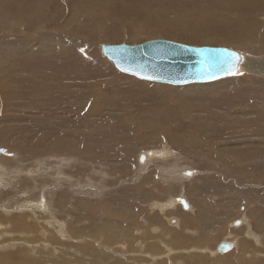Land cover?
Returning <instances> with one entry per match:
<instances>
[{"label":"rangeland","instance_id":"374dc122","mask_svg":"<svg viewBox=\"0 0 264 264\" xmlns=\"http://www.w3.org/2000/svg\"><path fill=\"white\" fill-rule=\"evenodd\" d=\"M60 1L61 5L55 1L46 8L36 6L28 11H20L16 5L7 17L14 21L16 32L11 33L10 23L4 20L7 18L0 16V42L7 41L0 44V148L4 151L0 153V188L4 190L0 189V259L7 256L18 264L27 256L22 249L28 247L29 251L35 247L32 250L40 259L38 242L44 238L42 242L48 241L54 248L60 246L56 239L65 245L66 250L57 253L64 259L59 256L57 264H218L217 260L227 253H218L216 247L227 240L235 244L228 257L238 258L224 264H264V178H260L264 176V141L262 146L259 140L247 141L264 137L259 132L264 125V68L261 71L251 60L242 76L176 86L123 73L101 53L102 45H138L155 39L229 47L204 37L209 32L219 34L220 26L238 34V28L230 24L239 17L236 2L218 5L220 9L212 7L216 12H210L203 6L207 3L200 0H78L80 10L74 11L70 0ZM5 2L0 0V9L7 12ZM259 16L264 21V14ZM138 21L144 32L134 26ZM33 27H39L40 32L33 34ZM24 35L41 38L42 45L33 49ZM55 46L52 58L29 53V61L22 63L10 53L17 49L50 53ZM230 48L264 59L254 49ZM69 72L75 74L77 87L96 86L111 96L110 90L101 86L110 83L115 89L127 90L121 92L126 98L123 96L116 106L84 113L81 104L59 92L58 106L50 101L42 106L50 115L42 117L26 110L24 102L39 98L34 95L38 91L36 83L56 74L60 77L56 85L69 84ZM47 87L50 89L51 84ZM162 89H167L175 102L182 98L194 107L167 105L162 121L154 125L150 115L155 108L149 98H162ZM25 91L26 100H19L16 96ZM101 97H95L92 105L102 103ZM239 99L251 106L248 122L230 125L228 131L224 128L225 133L212 132L213 138L205 139L199 131L205 121L212 124V131L227 125L219 122L225 117L215 118L211 113L242 114L240 108L225 111ZM209 106L212 110L206 117ZM188 129L190 133L185 135ZM201 131L207 134L205 129ZM219 135L221 141L213 140ZM227 135L239 139L229 141ZM42 136L59 141L63 136L66 149L73 154L47 151L46 146H40ZM77 139L84 148L79 152L87 154L77 153ZM141 154H146L145 164L140 162ZM31 174H35V181H30ZM28 184L31 188L27 189ZM179 197L188 201V209L183 208ZM109 210L110 224L105 219ZM237 220L242 224L235 227ZM48 222H54V227ZM107 247L114 248L113 252ZM67 257L72 261H65Z\"/></svg>","mask_w":264,"mask_h":264},{"label":"bare ground","instance_id":"6f19581e","mask_svg":"<svg viewBox=\"0 0 264 264\" xmlns=\"http://www.w3.org/2000/svg\"><path fill=\"white\" fill-rule=\"evenodd\" d=\"M57 2V4L58 5H61L62 4V1H60V0H6V2L5 3H7V12H4V11H2L1 9H0V16L1 17H4V18H7V17H9V15H11L14 11H15V9H16V5L18 6V8H19V10L20 11H28V10H31L33 7H36V6H45V8L47 7V6H50V5H52V4H54V2ZM200 1H203V2H206L207 3V5H203L204 7H206V8H209V11L210 12H212V11H215V10H212V7H217V8H219L218 7V5H222V4H225V3H229V2H231V1H235L236 2V9L239 11V17H238V20H234V21H230V24L232 25V26H236L237 28H238V34L235 32V31H233V30H229V29H225L223 26H220L219 28H218V30L220 31V33L219 34H217V35H215L213 32H209L208 33V37H204V39H206V40H209V41H212V42H217L218 44L220 43V44H223V45H230V46H236V47H239V48H247L248 50H253L254 49V51H255V53L256 54H263L264 55V21L260 18V19H258V17H260L259 16V14H264V0H200ZM78 3H79V1L78 0H70L69 1V6L73 9V11L74 10H80V8H78ZM210 3H212L211 5H210ZM221 8V7H220ZM219 8V9H220ZM216 12V11H215ZM56 18V17H55ZM221 21H222V17L220 16V18H219ZM4 20H6L7 22H9L10 24L9 25H11L10 27H8L9 29H10V31H11V33H12V31H14V32H16V28H15V23H14V21L12 20V19H10V18H7V19H4ZM136 21V20H135ZM133 24V23H132ZM6 25H8V24H6ZM137 29H139V30H141L142 32H144V27H143V24L141 25L140 23H139V21L138 22H136L135 23V25H134ZM33 28H35V30L33 31L34 33L33 34H35V32H37V33H39L40 31H38V28L39 27H33ZM101 28V27H100ZM30 30H31V28H30ZM56 32L54 31V34H55ZM27 34V33H26ZM41 34V33H40ZM39 34V35H40ZM229 34H235L236 36H231V35H229ZM37 35V34H36ZM49 36H52V34H48ZM56 35H57V33H56ZM24 36H26V35H24ZM33 36V35H32ZM31 35H27L26 37H25V39H29L30 41H31V43L28 45V46H31L32 48L33 47H35V46H38V44H41V42H42V40H41V38H40V40H39V38H36L35 36L34 37H32ZM38 37V36H37ZM65 39V38H64ZM5 40V39H4ZM67 40V39H66ZM7 41H1L0 42V44H3V43H6ZM35 45V46H34ZM42 45V44H41ZM57 46V45H56ZM55 46V49H54V51L52 52V50H51V52L50 53H48L47 51H45L44 49H38L37 51H35V50H26V49H21V50H19V49H17V50H11V57L15 60V61H18V62H23L24 60H27V61H29V53L30 54H32V55H34V56H38L39 58L41 57V56H43V55H45V54H49V58H52L53 57V55H51V53H54L56 50H57V47ZM222 46V45H221ZM230 46H229V48H230ZM49 47V46H48ZM51 47V46H50ZM50 47L48 48V49H50ZM227 47V46H226ZM42 48V47H41ZM46 48V47H45ZM34 49V48H33ZM47 49V50H48ZM49 51V50H48ZM9 53V54H10ZM1 54V53H0ZM8 54V55H9ZM2 55V54H1ZM257 60H258V57L259 56H254ZM263 59V58H262ZM253 60L254 61V63H255V65L257 66V68L258 69H260L261 71H263L262 69L264 68V60L262 61V60ZM248 62H251V60L250 61H247V62H245L244 64H243V66H242V70H240L239 72H236V73H234L233 75H235V76H240L241 75V73H244V72H248L247 71V63ZM29 63V62H28ZM37 63V62H36ZM36 65V64H35ZM42 65V64H41ZM38 66V65H37ZM40 66V65H39ZM67 67V66H66ZM57 72V71H56ZM66 72V71H65ZM264 72V71H263ZM46 73V72H45ZM44 72L42 73V74H45ZM71 73V74H70ZM48 74V73H47ZM61 74V73H60ZM69 76H68V80L70 81V83L69 84H63V83H60V84H58V85H56L55 84V82L56 81H58L59 79H60V77L58 76V75H56V74H54V76H52L49 80L47 79V80H44V81H39L38 80V82H40L39 84L38 83H36L37 84V86H38V91L34 94V95H37L39 98H33L34 100H32V101H30V102H24V104H27L28 106H26L25 108H26V110L27 111H29V112H32V113H38V114H40L42 117H45V116H47V114L49 113L48 111H43V109H42V106L43 105H46L47 103H49V101L52 103V104H54V105H56V106H58L59 105V100H58V96L59 95H61V94H58L59 92L60 93H63V95H67V96H71V98H72V101L73 102H75V104H81V106H82V109H83V111H84V113H94L95 111H96V109H99L100 107H113V106H116L115 105V103L116 102H119V101H121V100H123V96L124 95H122L121 94V92L122 91H124V93H127V90H122V89H115L110 83H104V84H102L101 86H103L102 88H104V89H109L110 90V92L112 93V95L111 96H109V94H107L106 92H103V91H101V90H97L96 89V86H91V85H85V86H83V87H77V86H75L74 84V81H75V74H73V72H69ZM46 75V74H45ZM64 75H65V73H64ZM242 76V75H241ZM38 77V76H37ZM46 77V76H45ZM236 79H239V78H236ZM235 79V80H236ZM245 79V78H244ZM36 80V79H35ZM27 81V80H26ZM35 82H37V81H35ZM241 82V81H240ZM252 82V81H251ZM32 83V82H31ZM34 83V82H33ZM49 84H51V88L49 89L47 86L49 85ZM81 84V83H80ZM84 85V84H83ZM245 85V84H244ZM253 85H254V83H253ZM119 85H117V87H118ZM28 88H29V86H28ZM75 88H84L85 89V91L84 92H82V93H80V92H77V91H74V89ZM88 88H90V89H88ZM160 88H162V87H160ZM29 89H32V88H29ZM34 89V88H33ZM76 90V89H75ZM167 89H162V91L160 92L161 93V96H162V98L160 97V99H158L157 97L158 96H150V101H151V103H152V105L154 106V108H155V112H153L150 116H152V119H151V121H153V123H154V125H156L157 123H159V122H161L162 121V115L164 114L163 113V111H164V109H165V107L167 106V105H170V106H173V105H179L180 107L182 106L183 108H185V104L188 106V107H194V106H192L191 104H189V102L187 103V102H185V101H182V98H181V100L180 101H178V102H175V100H174V98H172L170 95H168L167 93L168 92H165ZM34 91H35V89H34ZM164 91V92H163ZM129 93L132 95V94H134V91H129ZM230 94V93H229ZM32 96H33V94H31ZM219 95H221V94H219ZM218 95V96H219ZM222 95H224L225 96V94H222ZM27 96V91H25V92H21L20 94H18L16 97L19 99V100H21V101H25L24 100V98ZM29 96V95H28ZM101 96H103L104 97V100H103V102L102 103H100V102H94V104L92 105V103L91 102H93V100H97V99H95V97L96 98H99V97H101ZM148 96V95H147ZM102 98V97H101ZM126 97L124 96V99H125ZM260 98H262V97H260ZM23 99V100H22ZM180 99V98H179ZM233 99V98H232ZM28 100V99H27ZM31 100V99H30ZM101 100V99H100ZM230 100V99H229ZM33 103V105L31 106V105H29V103ZM232 102V101H231ZM234 102V101H233ZM247 102V101H246ZM245 101H243L242 99H239V101H235V105L232 107V108H228V109H225V111H227V110H231V109H234V108H240V113H242V114H238V115H232V114H227V116H224V115H222V114H220L219 112H218V114L217 113H211V115H213L215 118L216 117H218V116H223V117H225V118H222V117H220V119H222V120H219V122L220 121H223V123H226L227 125H223L222 127H220V128H217L215 131H212L213 129H214V127L212 126V124L211 123H209V122H204L203 123V125L200 127L201 129H205L206 131H207V134H209V135H207L205 132H203V131H201V129H199V131L202 133V135H203V137H205V139H208V137L207 136H211V138H213V136H214V134L217 132H222V133H225L226 131V127H228V126H230V125H233V124H239V123H245V122H248V119L246 118V115H248V111L250 110V108H251V106H249V105H247V103H246ZM259 105V104H258ZM261 105H264V104H261ZM170 106H168V107H170ZM180 107H177V109L179 110V112H182V109L180 108ZM256 107V106H255ZM256 109V108H255ZM57 110L58 111H61V108H57ZM169 110V109H168ZM171 110V109H170ZM175 110V109H174ZM177 110V111H178ZM211 110H212V108H211V106H209L208 107V109L205 111L206 112V114H207V116L206 117H209L210 116V114H209V112H211ZM261 110H262V108H261ZM184 111H186V110H183V113H184ZM223 111V110H222ZM224 112V111H223ZM183 113H181V115L180 116H183ZM260 113H262V112H260ZM48 115H50V114H48ZM250 115H255L254 113H251L250 112ZM53 116H54V114H53ZM50 117V116H49ZM48 117V118H49ZM43 119H45V118H43ZM42 119V120H43ZM51 119V118H50ZM207 120L209 119V118H206ZM32 121H33V119H31ZM47 120V119H46ZM44 121V120H43ZM261 121L264 123V115H262V118H261ZM260 121V122H261ZM39 122H41V123H44V122H42L41 120H39ZM49 122V121H48ZM47 123V122H46ZM47 124H49V123H47ZM45 126V125H44ZM41 128H42V125H41ZM44 128H46V126L44 127ZM224 128H226V129H224ZM67 129V128H66ZM224 129V130H223ZM51 130V129H50ZM55 130V129H54ZM39 131V130H38ZM42 131V130H41ZM48 131V130H47ZM52 131V130H51ZM63 131H65V130H63ZM227 131H228V129H227ZM212 132L214 133V134H212ZM259 132H261V133H263L264 134V125H263V131H259ZM181 133V132H180ZM182 133H184V132H182ZM188 133H190V129H188V130H186V133H184L185 135H187ZM58 134V133H57ZM60 134V133H59ZM45 135V134H44ZM47 135V134H46ZM45 135V136H46ZM43 137L42 136V139L40 140V142H41V145L40 146H46L47 147V151H58V150H60V151H66L67 149H66V145H67V143H64L63 142V136H59V138H60V141H61V143H60V141L58 140V138H56V139H54V137L52 136H49V137ZM228 136V135H227ZM252 137V136H251ZM53 138V139H52ZM177 138L178 137H174V139L178 142V140H177ZM215 139H218V140H222L223 138L219 135V136H215V138L213 139V140H215ZM228 139H229V141H232V140H238L239 139V137H237V138H230L229 136H228ZM253 139H255V140H259L258 142H260L261 143V145L260 146H262V140L264 141V137H262V138H259V137H256V138H248L247 139V141H251V140H253ZM76 141V143H75V146H79V148L77 149V153H79L80 155L82 154V155H85V154H87V152H82V153H80L79 151L81 150V149H84L83 148V146L81 145V143H80V141L77 139V140H75ZM50 142H52V143H50ZM234 142H237V141H234ZM64 143V144H63ZM181 143V142H180ZM247 144H248V142H246ZM38 144V143H37ZM246 144V145H247ZM120 145V143L119 144H117V146H119ZM184 146V145H183ZM37 148V147H36ZM38 149V148H37ZM44 150H46V148L44 149ZM43 150V151H44ZM92 150H95V148L94 149H92ZM123 150V149H122ZM206 150V149H205ZM209 150V149H208ZM96 151V150H95ZM210 151V150H209ZM208 151V152H209ZM59 152V151H58ZM67 153H70V154H73L70 150H67L66 151ZM41 153H42V151H41ZM54 153V152H53ZM57 153V152H56ZM204 153V152H203ZM49 154V153H48ZM153 154V153H152ZM151 154V155H152ZM146 155V154H145ZM149 156H150V153H149ZM41 158V157H40ZM147 158V157H146ZM43 159V158H42ZM52 161V160H51ZM50 161V162H51ZM37 162V161H36ZM143 163V162H142ZM146 162H144L143 164H145ZM37 165V164H36ZM224 167H226V165L224 166ZM263 168H264V166H263ZM31 172V171H30ZM29 172V173H30ZM37 172V171H36ZM43 172V171H42ZM0 173H3V172H0ZM11 173V172H10ZM40 173H41V170H40ZM6 174V173H5ZM17 174V173H16ZM19 174V173H18ZM17 174V175H18ZM22 174V173H21ZM25 174V173H24ZM42 174V173H41ZM10 176H11V174H9ZM16 175V177H17V180H18V176ZM26 175H30V174H26ZM32 175H35V174H31V178H29L30 179V181H35L34 179H33V177H32ZM38 173H37V175H35L36 176V179L37 178H39L38 177ZM35 176H34V178H35ZM1 177V176H0ZM4 177H6V175L4 176ZM3 177V178H4ZM9 177V176H8ZM7 177V178H8ZM13 177V176H12ZM25 178H26V176H24ZM29 177V176H28ZM41 177H42V175H41ZM137 177V176H136ZM185 177V176H184ZM9 178H11V177H9ZM13 178H15V177H13ZM12 178V179H13ZM260 178H264V176L263 177H260ZM26 179H28V178H26ZM32 179V180H31ZM45 179V178H44ZM1 180V179H0ZM16 180V179H15ZM15 180H13V181H15ZM16 180V181H17ZM38 180V179H37ZM174 180V179H173ZM183 180V179H182ZM7 181H8V179H7ZM12 181V182H13ZM19 181V180H18ZM49 181V180H48ZM175 181V180H174ZM1 182V181H0ZM5 183V182H4ZM9 183H10V181H9ZM19 184V183H18ZM6 185V184H5ZM12 186V185H11ZM10 186V187H11ZM29 186V184L27 185V189L28 188H31V187H28ZM0 187H2V186H0ZM3 187H4V185H3ZM7 187L8 188H10L8 185H7ZM26 187V186H25ZM6 187H4V189H5ZM13 188V187H12ZM11 188V189H12ZM39 188V187H38ZM1 189V188H0ZM2 190V189H1ZM0 190V191H1ZM10 190V189H9ZM9 190H8V194H9ZM147 190V189H146ZM3 192H4V190H2ZM1 191V192H2ZM0 192V193H1ZM7 193V192H6ZM5 193V194H6ZM27 193V192H26ZM3 194V193H2ZM4 194V195H5ZM15 194V193H14ZM13 194V195H14ZM3 196V195H2ZM1 196V197H2ZM9 196V195H8ZM12 195H10V197H11ZM24 197H25V195H23ZM5 197V196H4ZM20 197H21V195H20ZM27 197V196H26ZM25 197V198H26ZM9 198V197H8ZM8 198H4L5 200L7 199V200H9ZM12 198V197H11ZM3 199V198H2ZM1 199V200H2ZM3 199V200H4ZM15 199V198H14ZM10 201V203H11V201L12 200H9ZM14 201V200H13ZM13 201H12V203H13ZM36 202V201H35ZM2 203V202H1ZM1 203H0V205H1ZM5 203V202H4ZM9 203V204H10ZM6 204V203H5ZM5 204L4 205H2V206H4L5 207ZM9 204H7V205H9ZM10 205H12V204H10ZM22 206H24L25 207V209H27V210H29L28 209V207L26 206V205H22ZM37 206V205H36ZM3 207V208H4ZM7 207V206H6ZM8 208V207H7ZM9 208H11V207H9ZM38 208V207H37ZM168 208H169V206H168ZM30 209H32L31 207H30ZM162 209V208H161ZM5 210H7V209H5ZM13 210V209H12ZM29 211H31V210H29ZM35 211V210H34ZM44 211V213H48V211L47 210H43ZM6 212V211H5ZM8 212V211H7ZM3 213H4V211H3ZM35 213V212H34ZM50 213V212H49ZM48 213V214H49ZM47 214V215H48ZM11 215H12V213H11ZM50 215H51V213H50ZM35 216H37V215H35ZM51 217V216H50ZM54 217V216H53ZM53 219V218H52ZM175 220V219H174ZM52 221V220H51ZM57 221V220H56ZM176 221V220H175ZM37 222H39V221H37ZM171 223H173L172 221H171ZM235 223V222H234ZM40 224H42V223H40ZM39 224V225H40ZM48 224H49V222H48ZM53 224H54V222H53ZM52 224V225H53ZM55 224H56V222H55ZM60 224V223H59ZM103 224V223H102ZM241 224H242V221H241ZM50 225V224H49ZM52 225H50V226H52ZM57 225H58V222H57ZM105 225V224H104ZM234 225V224H233ZM1 226V225H0ZM38 226V225H37ZM40 226H42V225H40ZM235 226V225H234ZM240 226V225H239ZM39 227V226H38ZM53 227H54V225H53ZM53 227H51L52 229H53ZM104 227V226H103ZM235 227H237V226H235ZM35 228H37V227H35ZM40 228V227H39ZM105 228V227H104ZM34 229V228H33ZM5 230V229H4ZM35 230V229H34ZM111 230V229H110ZM129 230H131V229H129ZM64 231V230H63ZM117 231V230H116ZM126 230H124V232H125ZM4 232H6V231H4ZM30 232V231H29ZM54 232V231H53ZM57 232H59L58 230H57ZM123 232V233H124ZM60 233H62L61 231H60ZM134 233V232H133ZM27 235H28V232L26 233ZM31 235H32V233H30ZM37 234V233H36ZM129 234V233H128ZM131 234V233H130ZM137 234V233H136ZM119 235V234H118ZM122 235V234H121ZM29 236V235H28ZM58 236V235H57ZM71 236V235H70ZM84 236V235H83ZM111 236H113V238H114V236L115 235H111ZM132 237V236H131ZM54 238V237H53ZM32 239V238H31ZM43 239L44 238H42V241H43ZM62 239V238H61ZM118 239V238H117ZM45 240V239H44ZM47 240V239H46ZM63 240V239H62ZM68 240V239H67ZM126 240H128V238L126 239ZM40 241H41V238H40ZM38 242V243H40L38 246H39V248H41L42 250L41 251H39L38 252V254L41 256V258L40 259H38L37 257H36V254H37V252H35L34 250V248L35 247H31L32 249H34V250H32L31 249V251H34V253L35 254H31V251H29L28 249H30L29 247L28 248H26V249H22V250H24L26 253H27V256L23 259V260H21L22 262H20L19 261V263L18 264H57L58 263V261H57V258L60 256V259L62 258V259H64L63 258V255H62V253H59V255L57 256V253L58 252H60V251H65L64 250V248H65V245H63V243H61L58 239H56V245H60V246H56L55 248H54V246H52V244H50V242L47 244L46 242H48V241H45V244L43 243V242ZM81 241V240H80ZM83 241V240H82ZM163 241V240H162ZM161 241V242H162ZM75 242V241H74ZM74 242H73V244H74ZM231 242V241H230ZM234 242V241H233ZM232 242V243H233ZM9 243V242H8ZM37 243V244H38ZM33 243H31V242H29V245L31 246ZM35 244V243H34ZM50 244V245H49ZM122 245H124V244H122ZM99 246V245H98ZM103 246V245H102ZM119 246H121V245H119ZM127 246V245H126ZM123 247V246H122ZM7 249H8V247H6ZM24 248V247H23ZM68 249H69V246L67 247ZM71 248V247H70ZM145 248V247H144ZM48 249H49V251H48ZM67 249V250H68ZM74 249H76V246L74 245ZM112 249H114V248H112ZM112 249H110V251L112 250ZM123 250V249H122ZM7 251V250H6ZM70 251V250H69ZM105 251V250H104ZM73 252V251H72ZM106 252V251H105ZM111 252H113V251H111ZM126 252V251H125ZM107 253V252H106ZM108 253H109V251H108ZM228 253V252H227ZM1 254V253H0ZM81 254V253H80ZM111 254V253H110ZM116 254V253H115ZM127 254V253H126ZM222 254V253H221ZM5 255V254H4ZM8 255H10L9 253H8ZM66 255V254H65ZM102 255V254H101ZM108 255V254H107ZM123 256V255H122ZM232 256V255H231ZM2 257V254H1V256H0V258ZM7 257V256H6ZM6 257H3V259H0V263L1 264H13V259L12 260H7V258ZM104 257V256H103ZM110 257V256H109ZM6 258V259H5ZM5 259V260H4ZM9 259V258H8ZM17 259V258H16ZM97 259V258H96ZM6 260H7V262H6ZM15 260V259H14ZM18 260V259H17ZM98 260H101V258L99 259L98 258ZM65 261H72L70 258H68L67 257V259L65 260ZM135 262V261H134ZM133 262V263H134ZM72 263V262H71ZM66 264V263H65ZM70 264V263H69ZM74 264V263H73ZM164 264V263H163Z\"/></svg>","mask_w":264,"mask_h":264},{"label":"water","instance_id":"95a60500","mask_svg":"<svg viewBox=\"0 0 264 264\" xmlns=\"http://www.w3.org/2000/svg\"><path fill=\"white\" fill-rule=\"evenodd\" d=\"M101 53L123 73L146 81L176 86L210 83L230 77L242 70L245 62L256 60L250 54L225 46H193L165 39L150 40L138 45H102ZM216 57L225 58L228 63L218 66L212 62ZM140 162H146L145 154H141ZM177 200L184 209L190 207L185 198L179 197ZM234 225H241V220L235 221ZM234 247V243L223 240L218 244L217 251L227 253Z\"/></svg>","mask_w":264,"mask_h":264},{"label":"crops","instance_id":"0c3cea01","mask_svg":"<svg viewBox=\"0 0 264 264\" xmlns=\"http://www.w3.org/2000/svg\"><path fill=\"white\" fill-rule=\"evenodd\" d=\"M105 219H107V223L110 224V221H111V211L110 210L105 213ZM171 221H173V220H171ZM109 229H111V225H110V228ZM107 249H110V248L107 247ZM216 249H217V247H216ZM230 253H232V252H230ZM230 253L225 254L226 255L225 258H222L221 260H217V263L218 264H224L227 261H232L235 258H238V256L237 257H234V258H232V257L229 258L228 256H229Z\"/></svg>","mask_w":264,"mask_h":264},{"label":"snow or ice","instance_id":"6c2138e0","mask_svg":"<svg viewBox=\"0 0 264 264\" xmlns=\"http://www.w3.org/2000/svg\"><path fill=\"white\" fill-rule=\"evenodd\" d=\"M239 58H240L239 55L236 54V59L239 60ZM212 62L217 64L218 66H222L223 64L228 63L227 59L222 57L213 58Z\"/></svg>","mask_w":264,"mask_h":264}]
</instances>
